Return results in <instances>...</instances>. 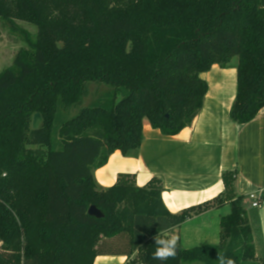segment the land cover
Instances as JSON below:
<instances>
[{"label":"trees","instance_id":"trees-1","mask_svg":"<svg viewBox=\"0 0 264 264\" xmlns=\"http://www.w3.org/2000/svg\"><path fill=\"white\" fill-rule=\"evenodd\" d=\"M0 21L26 44L0 72V264L134 253L135 264H162L152 259L157 232L171 239L170 230L226 205L218 244L177 241L163 264H264L234 172L223 176L224 194L179 213L157 179L139 187L125 173L107 189L94 176L117 150L140 155L144 120L164 136L190 126L210 86L201 74L235 57L230 116L253 121L264 109V0H0ZM92 84L106 90L85 104ZM92 205L102 218L88 214Z\"/></svg>","mask_w":264,"mask_h":264},{"label":"crops","instance_id":"crops-1","mask_svg":"<svg viewBox=\"0 0 264 264\" xmlns=\"http://www.w3.org/2000/svg\"><path fill=\"white\" fill-rule=\"evenodd\" d=\"M238 64V62H237ZM237 64L213 65L201 74L209 86L203 107L193 123L174 136H164L144 120L145 136L137 158L115 151L94 176L100 188L115 185L120 174L135 177L136 185L161 181L162 198L169 211L179 213L203 205L224 194L225 173L234 172L233 193L242 195V206L253 230L256 255L264 258V109L247 124H237L230 110L237 91ZM259 192L260 207H253L249 194ZM230 205L195 215L167 234L183 248L218 244L221 216ZM222 212L220 217L213 213ZM124 254L97 256L94 264H135ZM196 263V262H195ZM188 264V263H187ZM194 264V263H191Z\"/></svg>","mask_w":264,"mask_h":264},{"label":"rangeland","instance_id":"rangeland-1","mask_svg":"<svg viewBox=\"0 0 264 264\" xmlns=\"http://www.w3.org/2000/svg\"><path fill=\"white\" fill-rule=\"evenodd\" d=\"M17 24L20 25L22 28L28 30L32 35H35L37 32L36 27L33 25L20 21H18ZM0 25L2 32V35L0 37V72H1L4 68L12 65V63L14 62L13 61L14 57L16 56L17 52L21 48L25 47L26 44L24 43V41L22 40L21 36L18 33H14L13 31L10 30V26L8 24L5 25L0 21ZM237 62H238V58L235 57L232 60V65L237 64ZM105 90L106 87L104 86L98 87L92 84V86L90 87V95L87 97L85 104L91 103L100 93L104 92ZM221 213L222 212L219 211L216 212L215 214L213 213V215L217 218L220 217ZM195 264H202V263L196 262Z\"/></svg>","mask_w":264,"mask_h":264},{"label":"clouds","instance_id":"clouds-1","mask_svg":"<svg viewBox=\"0 0 264 264\" xmlns=\"http://www.w3.org/2000/svg\"><path fill=\"white\" fill-rule=\"evenodd\" d=\"M153 244L156 245V249L152 255L153 260L161 261L163 264L164 261L175 257L177 241L174 238H161L160 234L157 232L153 237ZM221 264H223V261H221ZM228 264H233V262L229 260Z\"/></svg>","mask_w":264,"mask_h":264},{"label":"water","instance_id":"water-1","mask_svg":"<svg viewBox=\"0 0 264 264\" xmlns=\"http://www.w3.org/2000/svg\"><path fill=\"white\" fill-rule=\"evenodd\" d=\"M34 115L35 116H33L32 120V128L34 130L41 129L44 126L43 117L41 113H36ZM88 214L96 218H102L104 216V214L95 205H92L90 208H88Z\"/></svg>","mask_w":264,"mask_h":264},{"label":"built area","instance_id":"built-area-1","mask_svg":"<svg viewBox=\"0 0 264 264\" xmlns=\"http://www.w3.org/2000/svg\"><path fill=\"white\" fill-rule=\"evenodd\" d=\"M262 194H260L259 192H252L251 194H249V198L252 200V206L253 207H260L261 205V201H262Z\"/></svg>","mask_w":264,"mask_h":264}]
</instances>
